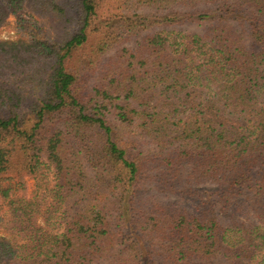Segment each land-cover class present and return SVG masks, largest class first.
Masks as SVG:
<instances>
[{
  "label": "trees",
  "instance_id": "obj_1",
  "mask_svg": "<svg viewBox=\"0 0 264 264\" xmlns=\"http://www.w3.org/2000/svg\"><path fill=\"white\" fill-rule=\"evenodd\" d=\"M10 17L0 264H264V0H0Z\"/></svg>",
  "mask_w": 264,
  "mask_h": 264
},
{
  "label": "rangeland",
  "instance_id": "obj_2",
  "mask_svg": "<svg viewBox=\"0 0 264 264\" xmlns=\"http://www.w3.org/2000/svg\"><path fill=\"white\" fill-rule=\"evenodd\" d=\"M16 19L10 17L4 26L0 29V40L2 41H15L17 39V34L15 31ZM39 24L42 26L44 31L53 39L64 41L70 35V29L65 23V20L55 17L54 15L48 14L39 17ZM28 188V194H32L34 189H36V182L30 178L25 179ZM206 186H200L197 190L204 192ZM3 211H0V215L3 214ZM15 236L8 233L6 230H0V241L10 240L12 241ZM17 240V239H16ZM18 241V240H17Z\"/></svg>",
  "mask_w": 264,
  "mask_h": 264
}]
</instances>
